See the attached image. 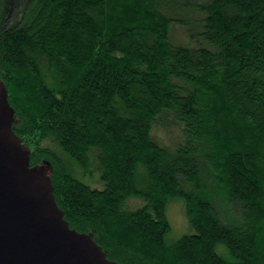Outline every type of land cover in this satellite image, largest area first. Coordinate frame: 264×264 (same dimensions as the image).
I'll use <instances>...</instances> for the list:
<instances>
[{
  "label": "trees",
  "instance_id": "1",
  "mask_svg": "<svg viewBox=\"0 0 264 264\" xmlns=\"http://www.w3.org/2000/svg\"><path fill=\"white\" fill-rule=\"evenodd\" d=\"M173 21L210 46L174 44ZM0 81L32 166L111 260L264 264V0H1ZM163 110L186 126L175 152L151 138ZM201 141L225 204L240 205L225 223L201 178ZM92 147L102 190L65 161L86 167ZM174 199L195 232L168 243Z\"/></svg>",
  "mask_w": 264,
  "mask_h": 264
},
{
  "label": "water",
  "instance_id": "2",
  "mask_svg": "<svg viewBox=\"0 0 264 264\" xmlns=\"http://www.w3.org/2000/svg\"><path fill=\"white\" fill-rule=\"evenodd\" d=\"M14 116L0 81V264H119L65 219L45 167L32 166L31 148L13 128Z\"/></svg>",
  "mask_w": 264,
  "mask_h": 264
},
{
  "label": "rangeland",
  "instance_id": "3",
  "mask_svg": "<svg viewBox=\"0 0 264 264\" xmlns=\"http://www.w3.org/2000/svg\"><path fill=\"white\" fill-rule=\"evenodd\" d=\"M184 9L181 11L179 16L187 17L186 15H188V17H192L193 11L186 8ZM189 28H193V22L190 24H182L173 21L169 33L170 40L174 44H182L190 47H198L200 45L210 46V43L206 39L201 36H195V34L193 35L192 32L189 31ZM196 28L197 29L195 30L197 31L198 27ZM151 138L161 147L169 150L170 152H175L188 140L185 123L172 111L163 110L162 114L153 122ZM44 144L48 145L50 144V141H46ZM199 144L200 151L198 154V161L200 164L201 178L208 189L214 208L217 210L222 222L225 223L228 221L225 220V218L229 216V213H232L235 216L240 214V205L236 202H231L230 205L225 204V200L219 193L213 170L206 160V154L209 151V147L202 141L199 142ZM98 156L99 149L92 147L90 150L89 163L86 167L82 168L69 160L67 157H65V161L67 162L69 168L75 172L77 177L90 185L92 188L102 190L106 187V184L102 178V169L100 167ZM181 181L185 188L190 187L184 177H182ZM141 205L142 203H139L135 204L133 207ZM167 217L171 225V231L167 236L168 243H173L182 236L195 232L188 219L186 213V202L183 199H174L169 202L167 206ZM219 248L221 250L224 247L220 246Z\"/></svg>",
  "mask_w": 264,
  "mask_h": 264
}]
</instances>
